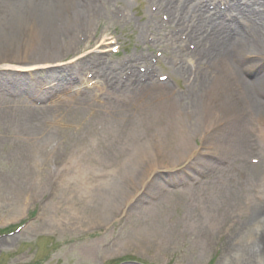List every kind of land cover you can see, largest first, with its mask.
Segmentation results:
<instances>
[{
	"label": "rangeland",
	"instance_id": "374dc122",
	"mask_svg": "<svg viewBox=\"0 0 264 264\" xmlns=\"http://www.w3.org/2000/svg\"><path fill=\"white\" fill-rule=\"evenodd\" d=\"M94 2L98 4V8L93 9L90 13L92 16L97 14L94 24L87 28L86 21L78 20L75 27L71 29L73 36L70 39L79 42L78 48L73 46L68 50L67 47L61 46L65 49L61 51L62 57L51 63L31 62L33 59L27 49L15 50L12 59L20 58L21 62L7 60V65L11 67L5 68L20 69L21 71L0 73V94L2 93L0 95V230L7 232L16 228L14 232L0 237V264H106L117 257L126 255L129 257L128 261L120 264H150L145 262L146 259H141L143 257L140 254L151 253L148 248L137 249L134 253L130 252L131 250H124V247L140 238L135 236L134 220L137 222L136 219L156 210L161 213V217L157 221L161 225L159 228L148 229L150 231L143 237L148 240L153 239L155 242L162 241L164 250L158 249L160 252H165V256L168 253L175 254L172 258L167 255V264H186L183 261L186 258L188 259L187 264H192V262H195L194 264H212L214 260L216 261L214 264H219L222 252L226 249L228 242L223 237L233 225V231L236 230L235 235L238 232L240 234L241 239L238 240H241V244L247 243L242 231L251 225L250 234L247 235V240H251L253 230L259 225L258 218L254 222L251 220L243 222L246 217L243 212L246 209H226L230 201L235 200L228 197V199L223 197L222 200L213 196L210 207L204 208L205 214L196 212L199 210L200 204H203L200 200L184 209L186 212L188 208L192 212L195 211L193 213L196 216H201L196 222L205 221L200 228L206 227L203 231L207 232L206 236L210 235V239H208L207 247L200 248V246H194L191 243L190 238H187L188 233L183 235L182 221H187L188 217L183 220L184 211L179 205L165 207L160 202L157 206L158 209L152 205L148 209L143 208L145 210H142L140 202L143 201V197L140 193L133 202L127 204L125 211L128 213L122 218L117 215V210L122 207L128 195L122 197L119 202L110 198L112 197L110 194L108 195V191L112 188L109 183H112V175H115L114 167L118 165L123 172L125 170L129 172L128 169L132 165L129 164L128 159L132 152L139 151L135 145L138 146L141 142L143 144L147 139L146 136L156 128V131H161L164 130V127L165 129L174 127L173 123L170 124V120L175 112L180 113L183 110L181 107L184 108V103H181L179 99L175 100L173 93L186 88L188 85L186 76L174 79V89L169 87L172 93H163L165 92L163 87L159 88L157 90L159 95L154 94L150 103L156 115H151L149 121L146 119L145 122H138L140 126L139 128L136 126L137 129L132 126L131 129H125L128 132L127 135H119L113 129L111 133L98 128L101 119L97 113L98 104L93 103V111L83 109L85 106L83 103L86 102L83 99L87 98L86 91L78 93L75 97L69 96L59 101H53V95L46 96V91L40 89V80H46L48 83L53 82L67 89L63 95H60L64 97L75 90L76 83L72 78L80 74L86 76L92 69L101 70L103 68L102 72H106V77L112 78L108 74L110 73L116 81L123 80L122 88L119 87V90L124 91L129 83V74L133 70L132 68L128 70L127 65H122L120 61L130 58L136 60V57L142 52L148 54L145 56H154L157 48L149 47L143 41L147 35L154 36L153 32L146 30L144 26L147 19L146 13L149 12L150 6L148 0H94ZM81 25L86 26L85 33L80 31L79 26ZM24 26L25 22L16 30L12 29L6 33L0 30V33L7 36L13 35L17 41L19 32ZM107 36L116 39L117 54L108 53L111 57L105 55L106 62L103 65H98L102 56L99 54L100 48H97V42ZM82 38L84 39L83 43L80 41ZM86 41L90 43H86ZM61 47H59L60 50ZM3 59H6V56ZM162 61H164L163 58H159L158 62ZM205 62L210 64L208 58ZM3 65H6V62L0 63V66ZM182 67H179V74L185 72ZM125 70H128L126 74ZM242 76L244 77V74ZM15 77H21L22 82L16 81L18 86L12 89L7 81L15 82ZM124 77L125 79H123ZM102 84L106 86L101 91L102 95L118 94L116 82L109 85L107 81H102ZM6 93L17 94V96L10 98L5 96ZM231 95L238 94L236 91L230 90V94L225 95L229 102L226 109L219 106V93H216L213 98L207 97L206 103L212 104L213 109L206 113L200 109L199 116H203L202 119L193 122L194 131L197 132L189 134L188 131L184 132L183 130L181 133L182 142L179 141L176 145L174 143V152L170 153V157L160 145L153 143V150H155V154L151 156L153 164L144 167L146 170L143 169L144 172L140 173V179L134 177L130 179L133 183L132 187L130 182L126 184L127 190H132L130 196L145 181L146 178L143 177L152 174L166 175L167 173L168 175L175 165L185 160L191 150L195 152L196 158L199 156L212 164L219 162L224 165V169L230 170L232 167L228 178L229 182L219 188L220 190H216L221 193L220 195L224 193L223 196L229 193L233 196L237 193L240 194L238 185H235L237 173L234 172V166L241 162L239 160L243 155L248 159L250 155H245L253 151L255 159L261 163L258 166L251 165L250 170L245 168L244 172L248 174L245 183L254 181L260 173H263L264 130L261 133L262 141L259 143L255 130L250 129L253 134L249 135L247 140L244 135L250 132L249 129L241 131L240 127H236L237 122L227 123L228 114H230V120L234 117L231 112L230 102L232 103L233 99ZM145 107L150 108V106L143 105L142 109ZM23 115L25 118L31 117L37 122L34 129L47 132L57 138L48 144V149H50L48 154L41 156V167L35 166L30 161L35 147L31 146L35 142V138L32 135L28 136L26 126L22 124L23 119L19 120V117ZM88 128L97 132V136L93 138L94 141L89 143V146L78 149L77 144L86 141ZM235 131H239L238 134H235ZM176 132L179 136L178 129ZM233 135L234 138H232ZM74 150L78 158L72 156ZM110 162L111 164L107 166ZM189 167L192 168V166ZM107 172L111 175L110 178L104 176ZM221 173L220 170L219 174ZM221 176L218 175L217 181ZM133 185H135L134 188ZM160 187L158 181L154 185L151 182L149 185L150 194ZM241 188L244 190L243 197L247 199L251 196L247 187ZM101 190L107 194V199L102 200ZM259 190L258 194L264 202V185ZM221 201H223L222 204H219ZM102 204L104 207L100 209L99 205ZM221 208H225L223 209L225 210L224 220L213 216L217 215L216 212H219ZM137 210L138 212H136ZM34 212V217L31 218ZM239 218L241 219L239 220ZM213 220H218V224H210L213 223ZM167 221L170 226L173 224V230L164 236V233L160 231H162L161 228L169 226L165 223ZM102 224L104 228L98 230V226ZM144 229L145 226L140 227V230ZM157 233L161 235L157 236ZM197 234L198 231L192 230L188 236L195 237ZM40 235L47 236L50 240L40 241ZM212 246L213 248H210ZM167 247H169L168 250ZM210 260L213 262L209 263ZM157 261H162V259H157ZM228 264H231L230 259Z\"/></svg>",
	"mask_w": 264,
	"mask_h": 264
},
{
	"label": "bare ground",
	"instance_id": "6f19581e",
	"mask_svg": "<svg viewBox=\"0 0 264 264\" xmlns=\"http://www.w3.org/2000/svg\"><path fill=\"white\" fill-rule=\"evenodd\" d=\"M169 0H162V4H159L156 13H150L148 16V22L146 24V28L148 30L153 31L155 29V24L157 22V15L160 12H164L166 15H170L172 17V22L176 23L179 27V30L182 34L185 35V40H173L176 44L178 51L181 56L186 55L188 58L193 59L195 57L194 52H187L186 47L187 44H193L196 46L198 50L204 49L205 56L211 61V65H216L220 68V73L213 76V73H209L207 69L200 68L199 74L195 75V78L191 80V84L193 88H187L189 93L185 94L188 95L185 97L184 108L181 107L183 110L178 113L175 112V115L170 120V124H174V127L167 128L161 131L153 130L148 134L147 139L141 143H139L137 149L139 148L138 152H132L128 162L132 165L129 167V173L131 177L136 179H140L139 175L143 171L144 167L153 164V156L154 150L152 144L160 145L163 148V151H167L168 156L170 157V153L174 152V143L175 145L181 141V133L188 131L189 134L194 131V124L193 122L199 121L202 119L203 116H199V111L201 110H210L213 109V105L207 104V97L212 95L213 97V88L215 87L213 84H217L214 90H223L225 85L229 84L231 79L230 74L228 73L227 69L222 70L221 65H224L225 68L228 66V61L226 59L224 48L231 47L232 49L238 52V48L243 46V38L242 36H237L235 41L224 42L222 44L216 45V41L222 42V33L218 29L219 24L212 23L208 26L206 25V15L204 14L205 10H202V4L195 2L194 0H181L178 3L169 5L164 7L163 4L167 3ZM158 5V4H157ZM233 8H236L238 12H240L241 16H246V13L252 14L254 17L253 20H258L257 22L264 23V14L255 13L252 6L247 5V8H239L237 4L233 3ZM260 7L264 10V2L261 3ZM98 8V4H95L94 0H0V30L3 32H10L12 29L16 30L17 27H20L25 22V26L20 30V35L17 41H15V37L13 35L7 36L6 34L0 33V58L6 56V59H0L1 62H8L7 60L15 61L20 63V58H13L12 56L15 50H19L21 47H26L29 51L30 57L33 59L31 62L40 63H51L53 61L60 60L61 51H64L63 47H67L68 50L75 46L78 48L79 42L74 39H70L71 37V29L75 27V23L78 20L86 21L85 24L87 28L90 25L94 24L95 15H91V11L93 9ZM223 17V14H220ZM198 18L199 24L196 23L194 30H183L184 24L186 23L187 18ZM231 21V19H229ZM225 25V23H223ZM85 25L82 26L83 29L86 28ZM257 29H260L262 32V43L256 44L251 43L249 47L254 51H262L264 52V24L261 25L259 28L258 26L254 25ZM11 28V29H10ZM80 29V26H79ZM30 36L29 40L22 45V39L24 36ZM176 36V34H175ZM243 39V40H242ZM109 45L110 43L100 42L99 45ZM63 46V47H61ZM214 46V47H213ZM61 47L62 49L60 50ZM226 51V49H225ZM188 55H187V54ZM14 57V56H13ZM215 69V68H214ZM209 70L213 71V66L209 68ZM217 70H214L216 73ZM197 76V78H196ZM21 79V78H18ZM144 79V78H143ZM149 80V79H144ZM153 85H146L138 88L137 92L129 96H120V99L126 103L125 105H118L117 103H107L105 108L99 112L100 123L99 126L102 124L105 128H114V132L123 135H127L128 129L139 128L138 122L140 121H149L151 115H156L154 113V108L152 106L151 101L153 99V95L157 94L158 91L152 90L154 87H163V90L169 92L168 87L164 86H155ZM191 86V85H188ZM159 88L157 90H159ZM165 91V92H166ZM218 92V91H215ZM190 94V95H189ZM243 102L250 100V96L244 91L243 92ZM177 99V98H176ZM91 103V102H90ZM223 103L226 104V99L224 98ZM85 106L83 109H89L93 111L94 108L90 105L87 101L84 102ZM178 104V103H177ZM150 106V108L145 107L142 109V106ZM99 108V105H98ZM179 109V108H178ZM25 115L19 117L22 120V124L26 126L28 131V136H33L35 138V142L33 143L34 149L33 154L31 156L30 161L33 162L35 166L42 165L41 156L43 154H48L50 149H48V144L52 141L56 140V137L48 134L47 132L36 130L33 127L37 123L31 117H24ZM215 117V116H214ZM167 118V117H166ZM165 118V120H166ZM120 120L121 121L120 123ZM123 124V125H122ZM136 128V129H137ZM126 129V130H125ZM176 129H178L179 136L177 135ZM88 134L86 135V141L84 143H79L78 149L80 147L86 148L94 141V137L97 136V132L91 130L90 128L86 131ZM189 136V135H187ZM153 137V138H152ZM148 138L150 139L148 141ZM182 142V141H181ZM84 151V150H83ZM86 152V151H85ZM179 152V150H178ZM177 152V153H178ZM176 153V154H177ZM28 155V154H27ZM74 158H78L76 156V152L74 150V154L72 155ZM76 156V157H75ZM112 162V161H111ZM111 162L109 164H111ZM41 167V166H40ZM146 169H144L145 171ZM143 171V172H144ZM142 172V173H143ZM105 177H111L110 174L105 173ZM109 177V178H110ZM156 181V177H153L152 182ZM104 183V182H103ZM127 181H112L113 187L108 191V195L110 194L112 199L116 201H121L122 197L131 193V190H127L126 185ZM262 188V186H261ZM100 192H103L102 190ZM221 195H217L220 197ZM226 197V196H225ZM90 198L91 195H90ZM223 198V195L220 199ZM109 199V198H108ZM212 200V199H211ZM210 201V200H209ZM75 202V201H74ZM257 208L254 212V215H248V219L252 216L249 220L255 221L256 217L259 216L260 222L264 216V203L256 204ZM104 207V205H99ZM263 212V213H262ZM262 213V214H261ZM261 215V216H260ZM245 222V221H244ZM249 231L246 230L242 231V235L244 236L245 241L247 240V234ZM254 233L252 234V236ZM238 239L234 237L228 238V242L226 243V249L230 247L231 243ZM240 243V240H238ZM248 242V240H247ZM127 246L125 248H129Z\"/></svg>",
	"mask_w": 264,
	"mask_h": 264
},
{
	"label": "clouds",
	"instance_id": "9594fccd",
	"mask_svg": "<svg viewBox=\"0 0 264 264\" xmlns=\"http://www.w3.org/2000/svg\"><path fill=\"white\" fill-rule=\"evenodd\" d=\"M264 264V228L255 232L251 242L241 244L238 240L225 249L219 264Z\"/></svg>",
	"mask_w": 264,
	"mask_h": 264
},
{
	"label": "snow or ice",
	"instance_id": "6c2138e0",
	"mask_svg": "<svg viewBox=\"0 0 264 264\" xmlns=\"http://www.w3.org/2000/svg\"><path fill=\"white\" fill-rule=\"evenodd\" d=\"M249 242H251V240Z\"/></svg>",
	"mask_w": 264,
	"mask_h": 264
}]
</instances>
